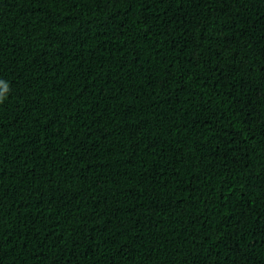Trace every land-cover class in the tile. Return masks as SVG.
Returning a JSON list of instances; mask_svg holds the SVG:
<instances>
[{
    "label": "trees",
    "instance_id": "16d2710c",
    "mask_svg": "<svg viewBox=\"0 0 264 264\" xmlns=\"http://www.w3.org/2000/svg\"><path fill=\"white\" fill-rule=\"evenodd\" d=\"M0 95V264H264V0H0Z\"/></svg>",
    "mask_w": 264,
    "mask_h": 264
},
{
    "label": "clouds",
    "instance_id": "9594fccd",
    "mask_svg": "<svg viewBox=\"0 0 264 264\" xmlns=\"http://www.w3.org/2000/svg\"><path fill=\"white\" fill-rule=\"evenodd\" d=\"M7 91V89L5 90V92ZM6 96L5 95H0V104H2L5 100Z\"/></svg>",
    "mask_w": 264,
    "mask_h": 264
}]
</instances>
